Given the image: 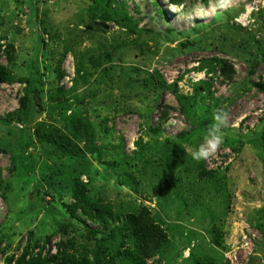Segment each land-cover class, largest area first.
<instances>
[{
	"label": "rangeland",
	"instance_id": "1",
	"mask_svg": "<svg viewBox=\"0 0 264 264\" xmlns=\"http://www.w3.org/2000/svg\"><path fill=\"white\" fill-rule=\"evenodd\" d=\"M0 66V264H134L142 207L166 235L145 264H264V0H0ZM83 188L106 226L72 216Z\"/></svg>",
	"mask_w": 264,
	"mask_h": 264
},
{
	"label": "trees",
	"instance_id": "2",
	"mask_svg": "<svg viewBox=\"0 0 264 264\" xmlns=\"http://www.w3.org/2000/svg\"><path fill=\"white\" fill-rule=\"evenodd\" d=\"M184 2L185 0H168V3L175 7H180ZM226 77L230 78L228 74ZM12 80L13 78L10 71L5 67L0 66V84H8L11 83ZM24 82L27 87L31 85L29 79ZM20 102L23 112L28 114L31 106L30 93H26ZM159 118L162 121L165 120L162 113H160ZM37 134L39 135V132ZM22 136L23 133L21 132L20 138ZM39 137L41 136L39 135ZM53 145L57 149L62 148V143L59 144L57 140H54ZM73 197L76 203L70 206L72 216L75 217L77 209H80L87 218L96 220L106 226L103 219L98 217L100 213L98 214L99 211L97 210L96 205L90 202L88 203L85 199L84 188L76 191ZM96 233H98V231L94 232V234ZM117 234L130 242L132 248L126 249L124 255L127 260L134 264H145V259L155 257L161 252L166 244V235L161 227L155 223L150 211L146 207H142L135 214L128 215L122 225L117 227ZM112 238L114 237L112 236ZM99 248L102 249L100 246ZM66 261V259L59 260V257L54 255L50 256L47 260L34 259L31 264H66Z\"/></svg>",
	"mask_w": 264,
	"mask_h": 264
},
{
	"label": "clouds",
	"instance_id": "3",
	"mask_svg": "<svg viewBox=\"0 0 264 264\" xmlns=\"http://www.w3.org/2000/svg\"><path fill=\"white\" fill-rule=\"evenodd\" d=\"M228 114L218 109L212 115V123L203 135L202 142L195 148H189L191 158L195 161L208 160L220 149L224 142L223 128L227 126Z\"/></svg>",
	"mask_w": 264,
	"mask_h": 264
}]
</instances>
